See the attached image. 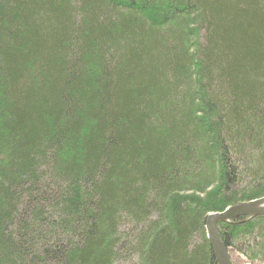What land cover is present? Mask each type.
Returning <instances> with one entry per match:
<instances>
[{"label":"trees","instance_id":"16d2710c","mask_svg":"<svg viewBox=\"0 0 264 264\" xmlns=\"http://www.w3.org/2000/svg\"><path fill=\"white\" fill-rule=\"evenodd\" d=\"M262 196L264 0H0V264H220Z\"/></svg>","mask_w":264,"mask_h":264},{"label":"water","instance_id":"95a60500","mask_svg":"<svg viewBox=\"0 0 264 264\" xmlns=\"http://www.w3.org/2000/svg\"><path fill=\"white\" fill-rule=\"evenodd\" d=\"M257 215H264V196L250 201H243L228 206L222 211L207 215L205 229L220 264L233 263L229 250L219 234L218 224L220 222H232L238 218H242L240 221H246Z\"/></svg>","mask_w":264,"mask_h":264},{"label":"rangeland","instance_id":"374dc122","mask_svg":"<svg viewBox=\"0 0 264 264\" xmlns=\"http://www.w3.org/2000/svg\"><path fill=\"white\" fill-rule=\"evenodd\" d=\"M152 18H156L157 19V15L156 12L151 14ZM196 198H200L199 196H196L193 193H188L186 196H179V198L174 199V206L179 204L182 201H188V200H196ZM230 255H231V260L233 264H264L263 261L260 260H250L248 259L245 255L241 254L240 252H237L236 250L230 251Z\"/></svg>","mask_w":264,"mask_h":264},{"label":"bare ground","instance_id":"6f19581e","mask_svg":"<svg viewBox=\"0 0 264 264\" xmlns=\"http://www.w3.org/2000/svg\"><path fill=\"white\" fill-rule=\"evenodd\" d=\"M263 197V196H262ZM260 198V197H259ZM257 199V198H256ZM238 204V203H237ZM230 258H231V255H230ZM232 261V260H231Z\"/></svg>","mask_w":264,"mask_h":264}]
</instances>
